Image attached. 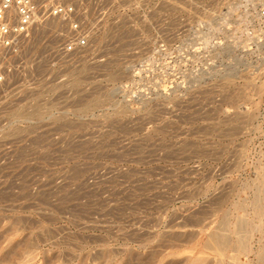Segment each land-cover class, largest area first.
Returning <instances> with one entry per match:
<instances>
[{
	"label": "rangeland",
	"instance_id": "374dc122",
	"mask_svg": "<svg viewBox=\"0 0 264 264\" xmlns=\"http://www.w3.org/2000/svg\"><path fill=\"white\" fill-rule=\"evenodd\" d=\"M208 7L135 5L43 73L0 138V264H264V29L207 39Z\"/></svg>",
	"mask_w": 264,
	"mask_h": 264
},
{
	"label": "built area",
	"instance_id": "2783aa9c",
	"mask_svg": "<svg viewBox=\"0 0 264 264\" xmlns=\"http://www.w3.org/2000/svg\"><path fill=\"white\" fill-rule=\"evenodd\" d=\"M148 1L0 0V138L20 131L23 117L16 108L23 99L48 91L41 84L44 72L63 71L89 39H101L130 9ZM205 1L209 7L202 10L198 34L207 39H243V29H264V0ZM33 101L26 104L38 106Z\"/></svg>",
	"mask_w": 264,
	"mask_h": 264
},
{
	"label": "bare ground",
	"instance_id": "6f19581e",
	"mask_svg": "<svg viewBox=\"0 0 264 264\" xmlns=\"http://www.w3.org/2000/svg\"><path fill=\"white\" fill-rule=\"evenodd\" d=\"M39 108H40V107H39ZM40 109H41V108H40ZM35 110H36V109H35ZM241 117H242V116H241ZM237 118H238V117H237ZM68 126H69V125H68ZM78 147H79V146H78ZM65 200H66V199H65ZM177 233H178V232H177ZM218 234H219V233H218ZM224 239H225V238H224ZM210 240H211L212 245L215 246V247H218V246H220V245L223 244V241H222V242L220 241V237H219V236H213L212 239H210ZM209 246H210V245H209ZM209 246H208V248L211 247V246H210V247H209ZM209 250H210V249H209ZM211 250H212V249H211Z\"/></svg>",
	"mask_w": 264,
	"mask_h": 264
}]
</instances>
